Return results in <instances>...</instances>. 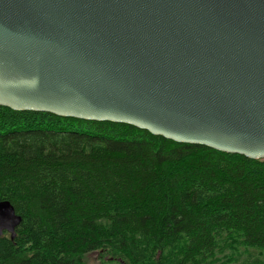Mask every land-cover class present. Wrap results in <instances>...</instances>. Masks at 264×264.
<instances>
[{
	"label": "water",
	"instance_id": "water-1",
	"mask_svg": "<svg viewBox=\"0 0 264 264\" xmlns=\"http://www.w3.org/2000/svg\"><path fill=\"white\" fill-rule=\"evenodd\" d=\"M0 105L264 159V0H0Z\"/></svg>",
	"mask_w": 264,
	"mask_h": 264
},
{
	"label": "trees",
	"instance_id": "trees-1",
	"mask_svg": "<svg viewBox=\"0 0 264 264\" xmlns=\"http://www.w3.org/2000/svg\"><path fill=\"white\" fill-rule=\"evenodd\" d=\"M0 200V264H264V159L131 124L0 105Z\"/></svg>",
	"mask_w": 264,
	"mask_h": 264
},
{
	"label": "rangeland",
	"instance_id": "rangeland-1",
	"mask_svg": "<svg viewBox=\"0 0 264 264\" xmlns=\"http://www.w3.org/2000/svg\"><path fill=\"white\" fill-rule=\"evenodd\" d=\"M86 260L89 264H99L101 260L99 252H91L87 254ZM246 261H247V257L245 255H241V257L237 260V264H244L246 263Z\"/></svg>",
	"mask_w": 264,
	"mask_h": 264
}]
</instances>
